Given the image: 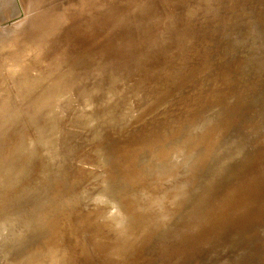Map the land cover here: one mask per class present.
<instances>
[{
  "label": "rangeland",
  "instance_id": "rangeland-1",
  "mask_svg": "<svg viewBox=\"0 0 264 264\" xmlns=\"http://www.w3.org/2000/svg\"><path fill=\"white\" fill-rule=\"evenodd\" d=\"M55 2L144 218L95 235L102 253L88 240L25 264H264V0ZM60 157L1 171L0 263L141 218L123 172L65 186L91 171L79 149L77 174ZM76 204L92 223L73 235Z\"/></svg>",
  "mask_w": 264,
  "mask_h": 264
},
{
  "label": "water",
  "instance_id": "water-1",
  "mask_svg": "<svg viewBox=\"0 0 264 264\" xmlns=\"http://www.w3.org/2000/svg\"><path fill=\"white\" fill-rule=\"evenodd\" d=\"M43 124L44 133L39 135L37 129ZM21 133L24 138L19 140ZM98 143H103L109 153L113 163L110 171H103L100 167L102 160L96 154L98 148L93 149ZM77 149L85 159L78 164L91 173L70 175V181L64 185H78L98 176L123 172L141 218L0 264H25L95 235L124 229L144 218L139 194L55 0H0V173L15 168L26 170L30 162L37 159L49 161L56 155L62 157L69 173L74 172L73 152ZM7 153L11 158L4 161ZM88 164L92 165V170ZM77 173L76 169L72 174ZM24 178L32 183L28 172ZM53 188L33 191V187L26 196ZM9 202L12 198L3 204Z\"/></svg>",
  "mask_w": 264,
  "mask_h": 264
},
{
  "label": "bare ground",
  "instance_id": "bare-ground-1",
  "mask_svg": "<svg viewBox=\"0 0 264 264\" xmlns=\"http://www.w3.org/2000/svg\"><path fill=\"white\" fill-rule=\"evenodd\" d=\"M140 5V4H139ZM259 6V5H258ZM253 7V6H252ZM125 10V9H123ZM251 12V11H250ZM261 12V11H260ZM124 16H125V13H123ZM248 16V15H247ZM249 19V18H248ZM115 20V19H114ZM211 31V30H210ZM209 31V32H210ZM217 33V32H216ZM215 33V34H216ZM215 36V35H214ZM220 37V36H219ZM201 38V37H200ZM200 40V39H199ZM213 59H219V57L217 55H214L213 56ZM175 66V65H174ZM235 67L236 68H240L241 66L238 64H235ZM178 70V69H177ZM180 74V73H179ZM161 78V77H160ZM160 80V79H159ZM197 82V81H196ZM200 83V82H199ZM197 84V83H196ZM197 86V85H196ZM197 88V87H196ZM191 89V88H190ZM192 90V89H191ZM185 93V92H184ZM188 93V91H187ZM90 201H87L86 204H84V208H85V205L86 206H89L90 204ZM70 214L72 215L73 214V224L75 226V229L73 230V235L75 234H79L80 232H84L87 230L88 228V225L92 223V220L89 216V214L87 212H85V209L81 208L78 204H76V206H74L72 209H71V212ZM13 215V214H12ZM8 225V224H7ZM37 234V233H36ZM83 235L85 234H82L80 236H77L75 238H80L82 237ZM35 236V235H34ZM45 235L44 234H40L39 237L41 239H44L46 237H44ZM5 238V237H4ZM85 241H88L85 239ZM85 241H81V242H85ZM40 242H43L42 240ZM89 242L92 244V249L95 253H102L103 251H105V249L108 248V244H97L95 242V239L91 237V239H89ZM20 246V245H19ZM21 248V246H20ZM47 248V247H46ZM76 248V247H75ZM77 249V248H76ZM139 249V247H138ZM19 252V251H18ZM17 252V253H18ZM120 254V253H119ZM47 257V254H45V256H43L42 258H38V259H34L33 261L31 262H36L38 263L40 259H42L44 262H46V258ZM101 264V262H99ZM60 264H66L65 262L61 261ZM74 264V263H72Z\"/></svg>",
  "mask_w": 264,
  "mask_h": 264
}]
</instances>
